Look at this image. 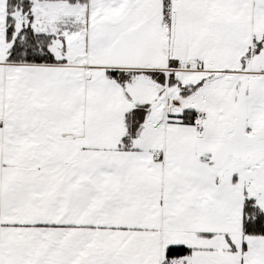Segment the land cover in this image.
Segmentation results:
<instances>
[{
	"label": "snow or ice",
	"instance_id": "1",
	"mask_svg": "<svg viewBox=\"0 0 264 264\" xmlns=\"http://www.w3.org/2000/svg\"><path fill=\"white\" fill-rule=\"evenodd\" d=\"M0 264H264V0H0Z\"/></svg>",
	"mask_w": 264,
	"mask_h": 264
}]
</instances>
